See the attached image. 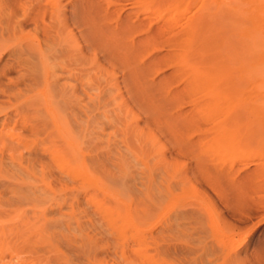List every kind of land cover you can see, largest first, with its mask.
<instances>
[{"label":"bare ground","instance_id":"6f19581e","mask_svg":"<svg viewBox=\"0 0 264 264\" xmlns=\"http://www.w3.org/2000/svg\"><path fill=\"white\" fill-rule=\"evenodd\" d=\"M5 1L12 9L4 18L0 16V32L15 35L29 24L36 32L35 38L25 37L27 41L12 40L6 47L10 46L9 58L0 68V84L1 77L13 71L18 75L10 83L29 90L21 109L2 120L0 116V138H6L11 149L26 147L27 136L33 135L55 143L76 165L86 162V149L92 150L98 155L92 157V163L108 181L115 187H131L129 182L137 178V169L127 166L131 157L127 155L153 153L166 160L167 140L179 152H197L205 175L214 174L207 157L217 154L229 158L230 166L253 167L252 173L264 179V102L259 103L262 98L257 91L264 87V0H208L207 4L192 0L196 4L200 1L203 9L192 17L188 16L189 8H181L185 0H164L165 8L160 11L148 8L136 12L132 5L105 6L100 0H30V6L27 0L22 15L16 9L24 5L22 0ZM53 6L54 15L46 18L44 12ZM109 14L114 20L107 18ZM172 31L177 39H163ZM86 49L92 50L90 56ZM167 69L171 70L168 74ZM180 72L185 73V79H179ZM63 75L73 82L62 81ZM86 76H94L95 83L89 82L94 92L87 93ZM179 81L184 82V88H175ZM171 85L175 89L169 88ZM185 87L189 88L186 93ZM223 87H228L230 100L225 94L223 97L227 104L222 95L216 96ZM238 87H254L257 92L253 89L255 95H251L252 90L246 97ZM194 89L205 91L213 101L219 99L211 105L213 115L211 110L202 111L205 109L196 102L188 110L179 105L183 93L192 97V92L197 93ZM83 92L89 103H85ZM247 98L252 102L247 103ZM234 101L242 110L243 127L232 124L236 114L231 110L222 118L218 103ZM207 112L213 117L217 114V119L222 117L215 118V123L203 128L197 137L189 136L202 121L201 114ZM229 121L235 127L227 135L221 129ZM107 128L114 131L107 132ZM215 130L221 131L222 137H211ZM48 161L53 162L51 157ZM77 166L71 165L63 175L81 187L88 181V173L80 172ZM119 166L124 175L114 173L113 168ZM162 178L166 181L168 177ZM37 191L30 187L21 198L29 202L30 193ZM72 195L80 203L77 194ZM148 195L141 211L133 213L132 205L115 199V207H121H116L118 212L107 210L76 223L49 218L44 208L35 210V217L20 213L16 231L10 235L6 229L0 231V264H166L167 257L184 249L173 242L171 234L178 224L171 221L160 228L153 215L154 197ZM93 202L99 209L110 203L106 198H94ZM195 261L189 259L187 264Z\"/></svg>","mask_w":264,"mask_h":264},{"label":"rangeland","instance_id":"374dc122","mask_svg":"<svg viewBox=\"0 0 264 264\" xmlns=\"http://www.w3.org/2000/svg\"><path fill=\"white\" fill-rule=\"evenodd\" d=\"M3 1L0 2V16L4 15L1 16L2 18L7 15L5 13L9 14V10L12 9V7L8 8L10 5L7 1ZM22 1L24 5L18 6V8L15 7L18 9L20 15L24 12L22 7L24 8L27 5L25 4L27 0ZM68 1L70 0H62V3H67ZM100 1L103 4L106 3L104 4L105 6H114L116 4L121 5L120 3L126 7L132 5V8H135V11L133 12H136V10L138 11V9L147 10L150 8V10L154 11L161 8L159 9L160 11L165 8L164 0H161L162 3L160 0ZM200 1L196 4L192 0H185L181 8H189L190 12L188 16L191 15L189 17H192L195 13L198 14L200 10H203L201 9V3L204 2L207 4L208 2V0H205L206 2L203 0L201 3ZM5 3H7V5ZM26 3L30 6V0ZM167 3L168 2H166V4ZM205 4L203 5L206 6ZM55 9L54 6L47 9L44 12L46 18H48V16H53ZM107 18L114 20L115 17L109 14ZM34 28L35 26L33 24L26 25L23 31L20 30L16 32L17 35L16 33L13 35V32L8 33V31H4L3 33L0 32V53L3 52V54H0V68L4 66L6 60L9 58L8 49L10 46L6 49L7 45H10L11 41L15 38H17L16 40L22 39V41H27V37H34V33L36 35V32H32L35 31ZM176 31L174 32L176 33ZM174 32L172 31V33L165 35L163 39H177L174 37ZM179 34H177V36ZM33 37H31V39ZM24 38L26 40H23ZM85 51L88 56L92 54V50L86 49ZM168 70L169 69L165 71L166 74L171 71ZM180 73V78H178L181 79V77H184L185 79V73ZM17 75L16 72L9 71L7 75L1 77L3 79V85L0 84L1 120L7 115L15 114L17 110L25 105V96L29 93L28 87H16L9 81ZM85 79H87L86 83L88 82V84L85 83L87 93L88 90L94 92L89 83H95L94 76ZM66 80L73 82L72 79H67V77L63 75L62 81ZM183 81H179L180 83L176 82L178 83L177 85L180 84L179 87L173 86L182 89L184 84ZM174 83L175 82H173V84ZM171 86L169 88L175 89ZM224 88L225 87L221 88L222 91L216 95L217 97L222 95L221 98L224 99V94L225 98L227 97L226 89H228V87ZM238 88L239 92H243L242 95L245 96L246 94V97H248L247 93L250 94L254 89V87ZM167 89L168 87H165V90ZM187 89L189 88L185 87L184 93H186V91L188 92ZM254 90L251 95H255L254 92L256 90ZM258 90L262 98V100H258L259 103L260 101L262 103L264 102V87H258L257 91ZM194 91L196 90L194 89ZM198 91L194 94L192 92V95H194L192 97H190L191 94L188 97L183 93L179 105L183 104V108H187L186 110H188L194 105L193 103L196 102L202 107V109H205L202 111L211 110L212 113L211 105L219 99L214 97L217 100L213 101L211 95H206L205 91ZM87 93L83 92L85 103L90 102ZM189 93L191 92L189 91ZM207 96L210 97L209 100L211 99L210 101L208 100V103L210 104H207ZM246 102L251 103L252 99L250 101L247 98ZM233 103L236 104L235 101ZM233 103H228V105H226L227 101L225 105L224 102L221 104L220 102L218 103L221 105L220 111H222L221 114L223 115V117H221L224 119L227 117L226 114H229L228 112L231 113V111H233L236 114V117L232 124L238 128L243 127L244 121L241 119L243 118L241 117L242 110L239 109L238 104L234 105ZM208 105H210L211 109H208ZM41 107L42 106H40V108ZM134 110L137 111V108L134 107ZM220 111L217 112L220 114ZM211 113L207 112L206 114H201L202 121L190 131V134L188 133L189 136L192 135L191 137H197L203 128L212 126L215 123L218 118H216V116L218 115L214 114L213 117V113L212 115ZM230 122L232 121L227 123L228 125L225 129H221L227 131L225 132L226 134L232 132L235 127ZM0 124H2V122ZM141 124H144L145 126V122H142ZM107 129V132L114 131L109 128ZM224 131H222L223 135L225 134ZM220 132L221 131L215 130L210 136L213 135L211 137H217L219 139L222 137ZM217 133H219V137L215 136ZM229 134L230 133L227 135ZM32 136L33 135L27 136V140H29L24 142V144L28 142L26 147L25 145L24 148L21 146L15 147L17 149H11L12 145L6 138H0V210L2 209L0 211V231L6 229L7 231L5 230L4 232L10 235V233L17 230L20 213L24 214L25 212L27 217H35L38 213L35 210L40 211L42 208L47 210L49 218L59 220L62 223H68V221L76 223L77 220H88L90 216L101 215L106 213L107 210H109V212L112 210L113 213L118 212L117 210H120L121 207L117 205L116 207H119L120 209L115 207V199H119L118 201L121 200L120 202L132 205L131 210L135 213L141 211L143 208L142 202L145 201L147 199L146 196L153 191L155 192L154 195L151 193L148 196L151 197L152 195V197H154L156 208L153 209V215L155 216V220L159 221L160 228L163 226L166 228L171 221L174 223L176 222L178 225L175 226V231L171 233L173 235V242L179 244V246L181 245V248H184L182 251L179 250V254L166 258L169 264H187L189 259L196 260V264H264V179L258 175L257 172L252 173L251 169L253 167L243 169L240 165L230 166L229 158H223L219 155L217 156V154H211L207 157V164L211 172L214 174L209 171L210 174L208 175L212 174L213 176L208 177V175L206 174V176L200 169L197 152H192L190 150L189 152L185 151L188 153L179 152L175 148L172 149V142L170 143V141H167L164 138L166 141L164 139L162 140L163 142L165 141L164 143L167 148L165 155L166 160L153 153L145 155L142 154V152H139L127 155L131 156L128 160L130 164L128 165L127 162V166H130L129 168L132 170L137 169V172H135L137 178L135 181H131L132 183L129 182L131 187L126 186V184H124L126 187L123 184V186L115 187V184H113L111 180L108 181L107 177L103 175L104 173H102L99 167L92 163L93 158H98L95 151L91 152L92 150L88 151L86 149V153L84 152V161L86 162H82L79 165L77 164V166L74 161H72L73 159L71 160L70 156L65 155L64 153L61 154L59 151L60 149L55 146V143L54 145L48 141H42L37 138L35 139V137L33 138ZM120 136H117L116 138H119ZM168 142L170 144H168ZM140 154H142V157L139 156ZM115 155L116 154L113 156ZM49 157H51V161L53 162L49 163ZM158 158L160 160L162 159V162L160 161L159 163ZM143 163H145V166ZM135 164L136 166H134ZM69 165H73V167L77 166V169L80 170V172L85 171L88 173V177H85V180L88 181H86L83 186L76 187L67 177H64L63 174L70 168ZM146 165L147 169H144V167L146 168ZM127 166L125 167L128 168ZM120 168V166L119 168H113L114 173L117 172V174L115 173L117 176H120L121 172L123 175L125 174V171H122L124 168H122V170ZM151 176L155 180L151 179ZM163 176L168 177L166 178V181L162 178ZM171 176L174 177L170 178ZM173 179H175V181ZM148 180L149 182H147ZM148 184H150V187L152 188L151 190L147 188L149 186ZM30 187H36L38 191L36 194L32 192L30 193L31 200H33L31 201L27 199L29 200L28 202L25 198H21V195L29 193ZM147 189L150 191L149 193L146 192ZM72 193L74 195L77 194L76 196L79 198L80 203L73 198L75 196H73ZM158 193L160 196H158ZM94 198H106V200L109 199L110 203L99 209V204L93 202ZM18 199L23 200H20V202L17 201ZM22 209L25 211H22ZM124 224L126 223H123V225ZM239 243H241V245H239ZM238 245L239 247H236Z\"/></svg>","mask_w":264,"mask_h":264}]
</instances>
